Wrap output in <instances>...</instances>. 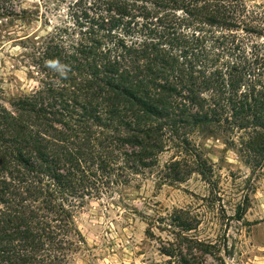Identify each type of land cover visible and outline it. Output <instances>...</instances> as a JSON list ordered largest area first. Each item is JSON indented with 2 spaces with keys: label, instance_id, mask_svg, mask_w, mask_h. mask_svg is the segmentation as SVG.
<instances>
[{
  "label": "trees",
  "instance_id": "trees-1",
  "mask_svg": "<svg viewBox=\"0 0 264 264\" xmlns=\"http://www.w3.org/2000/svg\"><path fill=\"white\" fill-rule=\"evenodd\" d=\"M250 3L74 0L52 32L19 39L40 78L12 111L0 105V264H67L84 244L77 212L153 173L166 152L176 157L158 172L165 183L211 177L196 133L239 132L241 156L263 167L264 10ZM7 5L0 21L33 22ZM175 222L162 255L224 264L217 246L185 236L189 214Z\"/></svg>",
  "mask_w": 264,
  "mask_h": 264
},
{
  "label": "rangeland",
  "instance_id": "rangeland-1",
  "mask_svg": "<svg viewBox=\"0 0 264 264\" xmlns=\"http://www.w3.org/2000/svg\"><path fill=\"white\" fill-rule=\"evenodd\" d=\"M7 1L12 12L34 13L32 23L0 21V105L12 111L10 104L37 89L40 78L32 77L34 68L19 39L52 32L74 0ZM250 4L264 10V0ZM240 136L192 137L212 166L211 177L193 174L184 182L165 183L158 172L176 157L166 152L153 173L146 171L118 193L89 201L75 218L84 244L67 264H180L162 255L160 247L176 241L180 229L175 219L184 213L196 226L185 236L217 246L224 264H264V164L261 169L249 166L240 154ZM207 264L218 263L209 257Z\"/></svg>",
  "mask_w": 264,
  "mask_h": 264
}]
</instances>
